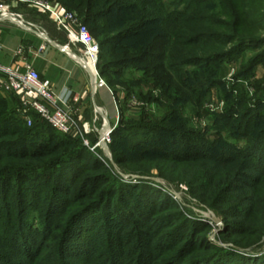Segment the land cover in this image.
Instances as JSON below:
<instances>
[{"label":"rangeland","instance_id":"rangeland-1","mask_svg":"<svg viewBox=\"0 0 264 264\" xmlns=\"http://www.w3.org/2000/svg\"><path fill=\"white\" fill-rule=\"evenodd\" d=\"M70 12L81 19L76 11ZM123 16L125 13L118 11L109 20L119 27ZM206 30L210 29L206 27ZM147 38H128L117 46L121 49L130 44L139 46L138 42L143 44ZM260 38V43L206 68L183 66L181 77L192 78V85L197 86L198 91L202 89L201 93H196L198 95L186 92L185 98L189 101H182L181 106L163 93L152 75L144 76L139 69L131 71V67H125L121 83L111 87L117 93L114 97L117 109L111 117H106L111 133L114 131L121 136L113 139V150L122 151V166L114 161L112 165H106L99 151H90L93 161L83 159L84 167L73 171L76 180L67 183L74 190L71 195L76 201L67 213L75 212L89 200H96L99 189L114 185L117 189H112L111 193L116 190L117 195L109 194L107 200H110L104 204V216L90 221L92 230L81 235V240L85 241H78L79 237L74 234L61 253L58 250L69 215H63V209H57L60 206L57 203L48 209V203L33 199L36 202L31 201L27 210L36 205V213L40 211L42 220L46 221L48 214L53 216L50 217V230H46L45 235L50 234V240L45 243L46 237L37 240L40 245L34 246V251L46 245L38 254L36 251L37 261L33 264H41V259L45 258L50 264H264V236L258 238L264 222V169L243 171L221 163L209 172L197 163L171 166L164 162L155 168L156 164L150 163V156L144 163H150L147 168L139 161L142 150L151 151L157 147L159 150L154 158L159 156L158 153L162 156L168 150L172 151L174 147L169 144L175 141L173 133L177 137H187L188 142L213 144L217 148L225 145L239 149L255 145L252 150L264 147V28ZM99 58L100 62L107 59L98 47L97 64ZM87 62L91 64V60ZM149 62L154 64L156 61ZM102 81V86L112 93ZM128 90L130 95H126ZM8 100L11 110L21 112L17 99L10 95ZM19 114L26 122L24 113ZM246 114L253 116L249 129L245 128ZM28 117L45 135V130L49 129L47 124L33 111ZM153 124L160 130L146 129L145 126ZM131 128L132 131H125ZM171 128H176L173 133H169ZM96 136H89L90 144L96 142ZM137 145L140 149L133 148ZM210 152L218 156L216 151ZM224 158L222 156V160ZM100 175L102 181L98 182ZM62 181L64 185L66 181ZM84 185L89 187L85 189ZM36 196H40L38 192ZM10 197L15 199V194L11 193ZM132 211L138 216L132 217ZM29 218H36L34 212L29 213ZM84 220L83 225L87 218ZM58 224L61 228L54 230ZM173 228H176L175 232ZM0 253L6 255L11 264H31L25 257L2 249ZM195 260L198 261L193 262Z\"/></svg>","mask_w":264,"mask_h":264},{"label":"trees","instance_id":"trees-1","mask_svg":"<svg viewBox=\"0 0 264 264\" xmlns=\"http://www.w3.org/2000/svg\"><path fill=\"white\" fill-rule=\"evenodd\" d=\"M45 1L55 3L69 12L76 11L82 23L88 26L100 51L102 50V54L107 57L104 62H100L99 58L97 64L99 76L107 86L111 88L114 84L121 83L122 70L125 67H131V71L139 69L144 76L152 75L163 93L179 106L189 101L185 98L187 93L195 95L201 93L202 89L198 91V87L192 85V78L181 77L183 66L206 68L243 48L258 44L262 41L260 36L264 28V0H168L167 3L164 0ZM118 11L125 13L119 27L113 26L109 20ZM206 27L210 30H206ZM132 37L148 38L143 44L138 42L139 46L130 44L131 46L124 49L117 46L123 40ZM149 61L156 62L151 64L152 62ZM111 90L113 96H117L116 90L113 88ZM130 94L131 91L128 90L126 95ZM11 109L8 98L0 95V249L3 252L8 251L25 257L29 263L33 264L37 261L35 258L39 250L46 244L37 248V254H35L34 246L40 245L37 240L46 237V230H50L52 225H50V217L53 216L48 214V219L46 216V221L42 220L40 211L36 213L38 209L36 205L31 210H27L31 201L35 203L38 198L41 202L48 203V209L51 204L57 203L60 205L57 209H63L61 213L69 215L62 231L61 246L58 250V253H61L65 243L71 242L74 234L79 237L78 241H85L81 240V235L92 230L89 226L92 219L100 215L104 216L106 212L104 204L110 200H107L109 194L113 197L117 195L116 190L111 193L112 189L117 188L113 185V188L99 189L96 192V200H89L82 207H77L75 212L68 214L70 206L73 202L76 203L71 195L74 190H71L68 184L76 180L73 171L84 167L83 159L93 161L90 150L79 139L56 131L38 115V118L49 127L45 130V135L42 134L39 125L31 123L29 127L23 126L27 123L21 120V114H19L21 112L17 113ZM244 117L247 118L245 128H251L253 116L246 114ZM145 127L148 131L160 130L154 124ZM175 129H169V133H173ZM125 131H132V128ZM172 135L175 138V141L169 144L171 148L174 147L172 151L168 150L162 156L158 153L159 156L154 158L153 155L159 150L157 147L151 151L142 150L139 152V161L142 164L147 163L146 159L151 156L150 163L156 164L155 168L164 162L171 166L197 163L209 172L215 170L221 163L243 171L264 169V147L262 146L256 150H252L255 145L247 149L233 148L228 145L217 148L213 144L188 142L187 137H177L175 133ZM110 136L109 147L113 161L121 167L122 151L113 150L115 145L113 139L115 136H121L114 134V131ZM133 148L140 149L138 145ZM213 150L218 153V156L210 154ZM222 156H225L223 160ZM99 164L102 166L100 162ZM149 164L144 166L148 168ZM62 180L66 181L64 185ZM180 180L184 178L180 177ZM99 181H102V175ZM83 187L85 188L86 185ZM35 191L40 196H36ZM11 193L15 194L16 201L10 197ZM138 196L136 194V201ZM128 207L133 209L130 205ZM209 207L213 206L209 204ZM33 212L36 218L30 220L29 213ZM131 215L138 216L134 211ZM88 217L91 219L88 220ZM85 218L88 222L86 220L87 224L83 225L82 221H85ZM53 228L60 229L61 225H55ZM175 230L176 228H173L174 232ZM50 236L49 234L47 239H43L44 243L45 240H50ZM263 236L264 222L258 238ZM8 260L6 255L0 253V264H11ZM41 260V264H50L47 258Z\"/></svg>","mask_w":264,"mask_h":264},{"label":"built area","instance_id":"built-area-1","mask_svg":"<svg viewBox=\"0 0 264 264\" xmlns=\"http://www.w3.org/2000/svg\"><path fill=\"white\" fill-rule=\"evenodd\" d=\"M25 2H29L36 8L51 15L57 29L62 31L68 39L69 45L64 46L65 51L85 70L93 92L96 82L104 84L96 67L98 43L80 18L63 8V10L55 9L51 5L52 3L45 0H26ZM0 19L11 20L19 26L22 25L21 27L23 28L34 30L37 36L47 41V33L44 29L40 26H33L26 23L20 15L9 11L8 7H0ZM71 48H73V51ZM86 60L93 61V73L85 67L84 62ZM92 75L95 78L94 84ZM0 87L19 97L21 109L28 125L31 124L28 114L33 111L59 133L74 139H79L92 152L99 151L101 159H103L106 165L113 164L112 154L109 149L111 130L109 128L107 133L103 132L107 118L101 108L94 106L93 118L90 121L79 123L77 114L69 103L64 101L60 95L56 94L50 82L48 80H42L30 65H26L22 71H17L0 64ZM76 101L77 98H73V102ZM93 134L97 135V140L94 144H90L88 139Z\"/></svg>","mask_w":264,"mask_h":264},{"label":"crops","instance_id":"crops-1","mask_svg":"<svg viewBox=\"0 0 264 264\" xmlns=\"http://www.w3.org/2000/svg\"><path fill=\"white\" fill-rule=\"evenodd\" d=\"M25 1L0 0V7H8L26 23L40 26L47 33V41L37 36L34 30L23 28L11 20L0 19V64L17 71L30 65L42 80L50 82L56 94L69 103L79 123L92 119L94 106L103 109L106 117H111L116 109L111 91L108 92V88L96 82L93 92L85 70L64 49L55 46L69 45L66 35L57 29L49 13ZM51 5L63 10L55 3ZM0 95L4 98L12 95L18 99L21 107L19 97L3 87H0ZM73 98H77V101L73 102Z\"/></svg>","mask_w":264,"mask_h":264},{"label":"bare ground","instance_id":"bare-ground-1","mask_svg":"<svg viewBox=\"0 0 264 264\" xmlns=\"http://www.w3.org/2000/svg\"><path fill=\"white\" fill-rule=\"evenodd\" d=\"M91 64H92V66H91ZM91 64L89 63V62H87V61H85L84 62V65H85V67L87 68V70H89L91 73H93L94 72V69H93V61L91 60ZM92 77H93V75H92ZM92 80H93V84H94V77L92 78ZM108 129H109V125H108V122L104 125V133H107V131H108Z\"/></svg>","mask_w":264,"mask_h":264},{"label":"water","instance_id":"water-1","mask_svg":"<svg viewBox=\"0 0 264 264\" xmlns=\"http://www.w3.org/2000/svg\"><path fill=\"white\" fill-rule=\"evenodd\" d=\"M55 46L58 47L59 49H62V50L64 49V50H65V48L62 47V46H60V45H57V44H56Z\"/></svg>","mask_w":264,"mask_h":264}]
</instances>
